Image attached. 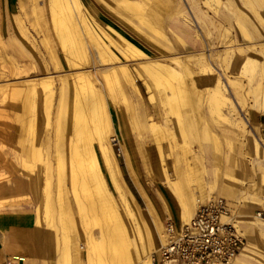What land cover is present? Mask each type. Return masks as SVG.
Here are the masks:
<instances>
[{
  "label": "rangeland",
  "instance_id": "rangeland-1",
  "mask_svg": "<svg viewBox=\"0 0 264 264\" xmlns=\"http://www.w3.org/2000/svg\"><path fill=\"white\" fill-rule=\"evenodd\" d=\"M87 1L89 0H82L83 4H88ZM90 1L92 2L90 5L96 7L106 22L119 27L123 23L121 18L124 17L130 19L144 32H148L153 39L159 38L155 32L141 24L139 18L131 16L129 12L117 8L120 13H116L111 8L100 6L96 0ZM151 1L153 0L140 2L144 12L153 13L152 18L157 12L149 8ZM204 1L192 0L201 4L204 11L212 13V8H217L224 0H220L219 4L215 3V0H207L212 4L211 9L206 7ZM110 3L113 6L117 4L115 0H110ZM180 4L187 16L191 19V14L200 25L195 13L192 12V4L188 0H180ZM49 7L48 0H0V179L2 178L0 183L14 179L24 180L32 186L33 197L29 198L31 194L27 192L26 206L36 212L38 224L54 232L57 264H100L99 261L111 264L108 257V240L105 239L111 230L110 216L92 195L95 191L94 182L87 181L78 167L76 168L75 148L83 149V141L85 142V139L92 141L94 135L93 117L86 108L92 101L95 105L99 103L96 106L98 112L103 109L104 114L108 116L107 121L111 125L109 134L116 140H112L111 147L118 165L124 197L130 208L141 211L146 208L148 201H151L156 222L161 221L163 227L169 220L176 225L181 224L184 222L182 206L168 183V178L177 180L181 177L182 188L184 183L185 192L193 193V203L198 200L205 201L212 196L222 197L228 202L236 220L247 212L255 214L258 211L264 212V126L256 121V117L264 116V112L253 106L255 101H264V76L260 74L258 68L254 69V66L249 68L244 64L240 72L229 68L225 70V74L233 78L238 85L229 87L227 92L229 100L221 105L219 113L209 106L210 103L205 97L194 100L189 91L182 93L184 99L179 93L170 101H164L162 108L161 92H167V87L166 89L159 86L154 89L151 83L153 92L150 98L148 90L140 80H137L138 93L125 80L110 79L113 82L107 83L104 74L99 73V70L107 71L113 64L125 60L110 59V53L98 55V49L92 44L86 30L79 26L75 28L74 20L71 21L67 16L61 15L60 21L64 27L66 26L64 29L69 38L64 52L56 36L52 10ZM259 9L264 14V7ZM156 15L178 18L180 14L176 11L165 13L161 10ZM156 15L153 17H157ZM75 22L78 23L77 19ZM70 27L74 31L78 28L80 34L77 31L72 34ZM161 29L163 32H170L167 28ZM225 46L226 43L217 46V54L222 64L227 59ZM76 50H80V53ZM125 62L135 72L134 67H138L136 61ZM82 70L88 71V77L92 79L97 91L92 96L89 93L83 97L79 94L77 98L78 95L72 90V82L76 80L75 75ZM194 70L198 76H194L193 79L198 81L202 71ZM93 74L97 82L92 78ZM250 74L254 79L248 84L247 77ZM41 78L44 80L47 78L46 84L44 86L39 84L40 87L34 92H27L29 82ZM185 79L187 89L191 84L189 78ZM181 99L186 100L188 104ZM74 102L79 107L83 106L81 112L74 108ZM171 106L173 110L176 108L178 113L171 111ZM174 114L177 115L176 118ZM150 119L162 127L159 130L150 129L148 127ZM177 120H181L185 125L181 128ZM190 122L193 124L191 127ZM85 129L86 134L88 132L92 135L90 138L88 135L83 138ZM78 136H81L80 139ZM161 136L164 137L163 140ZM155 137L161 141L156 143ZM75 142L80 145L82 143V146L76 147ZM92 143L99 156L101 169L103 168L106 188L123 213L125 203L109 179L96 149L95 139ZM255 143H258V150L254 148ZM29 166H33L34 171L30 170ZM71 166L76 168L75 174L71 173ZM220 188L229 192L228 195L215 192V189ZM148 215L150 218V214ZM149 218L145 220L148 221ZM242 219H250L253 222L243 223L249 229L242 252H246L248 256L243 257L244 260L239 264H264V224L254 218ZM125 221L128 224L126 218ZM134 241L132 240L133 243ZM159 241L157 247L162 242ZM94 244L97 249L94 248ZM100 251L103 254L105 252V255ZM65 256H68V261H65ZM153 256L155 259L153 262L157 264V251ZM236 262L233 264H237Z\"/></svg>",
  "mask_w": 264,
  "mask_h": 264
},
{
  "label": "bare ground",
  "instance_id": "bare-ground-1",
  "mask_svg": "<svg viewBox=\"0 0 264 264\" xmlns=\"http://www.w3.org/2000/svg\"><path fill=\"white\" fill-rule=\"evenodd\" d=\"M48 1L50 3L49 8H51V10H52L55 33H56V36H57V38L61 44V48L64 50V52H65V48L67 47L66 46L67 42H68L67 39H69V38H68L67 33L65 32L66 30L64 29L66 26L64 27L63 22L60 21V19L62 18L61 15L67 16L68 19H70L71 21L74 20L73 25L75 28L77 26H79L81 29L86 30L85 32H87L89 34V37H90L91 41L93 42L92 44L98 49V55L103 56V53H110V56H109L110 59L116 58V59H121V60H125V61H130V60L136 61L138 67L137 66L134 67L135 72H133L132 69H130L131 66L129 68V66L127 65V63L125 61H119L117 64H113L111 67H109V69L107 71H100L99 70V73L104 74V76L103 75L102 76L107 81V83L111 82L110 79H113V81L125 80V81H127V84L129 83L130 86H132V88L135 91H137V93H138L139 88H138L137 80H140L144 84L146 89L148 90V92L150 94V98H152V92H153L151 90L152 89L151 83L153 84L154 89L158 88L159 86L160 87L163 86L164 88L167 87L168 88L167 92L166 91L161 92L162 97H161L160 102H161L162 108H164L163 107L164 101H170L176 94L179 95V93H181V96H182L183 92L189 91L191 93L190 95H192L194 100L195 99L200 100L203 97H205L206 100L210 103L209 106H211L213 109H215L218 112V111H220L221 105L224 103H227V101L229 100V98L227 97V92H229V87H231V86L237 87L236 85H238L235 80L230 79V78H226L223 74L220 73V71L216 67V66L219 67V65L222 64L221 59L219 58V56L217 54V46H214L210 41H206L199 34V26L195 23V21H193L192 18L190 19L187 16V14L181 8L179 0H153V1H151L150 7H149V8H151V10H153L154 12H157V13H158V11L161 12V10H163L166 13V11H171L172 7L173 8L176 7V10L181 12L180 15H181V19L184 22L183 24L185 26H187L188 29H194L196 41H193L191 43V47H192L191 50L185 51L183 49L184 51L177 52V53L171 52V46H170L169 42L166 41L167 37L165 36V31L163 32V30L161 29V28H163V25L167 24V23H165V15H163V16L160 15L161 16L160 17V16H157L156 15L157 13H156L153 16L156 15L157 17L152 16V18H151V15L153 13L144 12L145 10H144L143 5L141 3L143 0H118V1L115 0L117 3L116 5H114L115 7L110 3V0H96V1L100 6H102L104 8H108V9L111 8V10H113L116 13H120L119 9H122V10L129 12L131 16H136L137 18H139L141 24H144L147 28H149L150 30L155 32L159 38L153 39L151 36H149L148 32H144L135 23H132V21L130 19H126L124 17L121 18L123 20V23L120 24L119 27L115 26V24L113 25L110 22H106L99 15V12L97 11V9L94 5L83 4L82 0H48ZM205 2L209 3V1H207V0ZM147 3H148V1H147ZM117 8H119L118 9L119 11L117 10ZM159 9H161V10H159ZM75 19H77L78 23L75 22ZM238 27H239V25H238ZM195 28H196V30H195ZM149 29H148V31H150ZM240 29L244 30L245 28H243V26L240 25ZM77 30H78V28H77ZM68 31H70V29H68ZM76 31H74V29L71 28L72 34H73V32H76ZM78 34H80V33L78 32ZM244 37H247L249 39L248 35H246V36L244 35ZM180 41L183 43L182 40H180ZM231 42H232V39L229 37L228 41L226 42V46H225L226 58L229 57V53L231 51V48L233 47ZM75 43H76V41H75ZM138 44L144 46V48L143 49L140 48V46ZM250 44H252L257 49L259 48L261 50L262 56L260 59L258 71L260 72V74L262 76H264V41L251 42ZM82 46L84 47V45H82ZM197 46H199V48H197L198 50L196 49ZM75 49H76V47H75ZM78 51L80 53V50H78ZM68 55L69 54L67 53V56ZM246 60H248V62H247V64L245 63V65L249 68L252 67L253 65L250 63L251 62V61H249L250 59H246ZM241 62H242V60L240 61V64H241ZM195 65H203L204 66V67H201L200 70L202 72H205V74L210 75V77H211V83L210 84L201 86L200 83H198V81L195 80V78L193 79L194 76H198L196 74V72L195 73L193 72V70H194L193 68H195ZM132 68H133V66H132ZM85 71L82 70L79 73H77L75 75L76 80H73V82H72V84H73L72 90H73V93L75 95H78L77 98L79 97V94L82 95V97L86 93L87 94L89 93L92 96L97 91L96 86H94L92 83V79H90V77H88V74H87L88 71L87 72H85ZM91 76H92V78H95L94 74ZM185 77L190 79L191 86L188 87L189 90H188V88L186 89V87H185V85L187 86V84H184V83H186V82H184V80H186ZM46 80H47V78H46ZM46 80H44V78L37 79V80L32 79V81L30 80L31 83L29 82V84L27 86V88H28L27 92L28 91L34 92V90H36V88L40 87V85L44 86V84H46ZM95 82H97L96 78H95ZM161 90H163V89H161ZM48 91H50V90H48ZM44 92H45V90H44ZM35 93H36V91H35ZM52 93L53 92H51V94ZM21 94H22V92H21ZM66 95H67V93H66ZM186 95H185V97H186ZM182 97L184 99V96H182ZM159 99H160V97H159ZM187 99H188L187 101H189V97ZM150 101L152 102L153 100L151 99ZM181 101H184V100L181 99ZM92 102H91L90 106H88V105L86 106V108L89 109V111L93 117V124H94L93 134L94 135L92 137V141H93V139H95L96 149L100 155L102 164H103L106 172L108 173L109 179L111 180V183L114 186V189L116 190V192L119 194V196L121 197V199L125 203L124 204L125 207H123V213L118 209L114 199L111 196V193H109V191L106 188V180H105V177L102 173L103 168L101 169V164L99 162L100 159H99V156H97L96 150L94 148V145H93L91 139L90 140L85 139V142L83 141V143H84L83 149L81 147H78L81 149H77L74 146L73 147L75 148V152H76V159H77V161L75 160L77 163L76 168L78 167V169L81 171V173H83V175L87 178V181L91 180L92 182H94L95 191L93 192L92 195L95 198H97V201L99 202V206L104 211H106L107 214H109V216H110L111 230L106 234L107 236L105 238L108 240L107 241V245H108L107 249L109 251V256H108L110 258L109 261H111V264H153V259H154L153 253H155L156 251L158 252V249H159V246L157 247L156 245H157L159 240L162 241L163 224L161 221L156 222L154 220L153 208L151 207V204L149 201H148L146 208L141 210V211H139L135 208L132 209L127 205L126 199H125L124 193H123V188L120 184V175H119L118 165H117V162H116L115 157L113 155V150L111 147L113 144L112 140L113 141H116V140L114 139V137H112V135L109 134L110 133L109 127L111 125L107 121L108 116H106L104 114L105 110H103V109L100 110L99 112L97 111L96 106H98L99 103L98 104L96 103V105H95ZM172 104H174V101L172 102ZM181 104H182V102H181ZM187 104H188V102H187ZM177 106L180 107V105H177ZM82 107L77 106L76 103L74 102V108L77 110V112L78 111L81 112ZM126 107L128 108V106H126ZM172 107L173 106H171V109H172L171 111H177L175 108L176 106L174 107L175 110H173ZM97 108H99V107H97ZM178 110H180V108ZM177 113H178V111H177ZM159 114H160V112H159ZM176 116L177 115H175V118H176ZM75 119H77V118H75ZM168 120L170 121V119H168ZM181 120H177V121H178L179 126L182 128L185 124L182 123ZM88 123L89 122H87V124ZM189 124H188L189 127H191L193 125L191 122ZM87 126H89V125H87ZM148 127L152 130H156V129L159 130V128L162 127V125L160 126L156 121H154L153 119H150V121L148 123ZM171 127H172V124H171ZM86 129L84 130V133H85V131H87ZM169 129H170V127H169ZM92 130H93V128H92ZM163 130H165V129L163 128ZM88 131H90L89 128H88ZM169 131H171V130H169ZM165 132H166V130H165ZM152 133H154V132H152ZM82 134H83V132H81V135ZM173 134H174V132H173ZM86 135H88L89 138H90V136H92V135H89V133L87 132V134L85 133L82 135L83 138ZM154 135H155V133H154ZM179 135H180V133H179ZM206 135H207V133H206ZM80 137L78 139H80ZM158 137H160L159 134H158ZM162 137L163 136H161V138ZM164 137H166V134ZM164 137L162 138V140L164 139ZM174 137L176 138V136H174ZM207 137H208V135H207ZM211 137H212V135H211ZM155 138L157 140L156 143H159V141H161L159 138H157V137H155ZM175 138H174V140H175ZM82 139L80 140L81 142H82ZM74 141H76V140H74ZM77 141H79V140H77ZM176 144H177V142H176ZM75 145L77 147V145L79 146L80 144H78V143L76 144V142H75ZM179 145L181 147V144H179ZM80 146H82V143ZM68 147L70 148V146H67V148ZM181 148L183 149V147H181ZM175 149H177V148H175ZM182 151H184V150H182ZM185 153H186V151H185ZM56 154H57V152H56ZM58 154H59V152H58ZM70 162L72 163V159ZM30 168H31L30 170H33V166ZM71 168H72L71 173H74L76 168L74 169V167H72V166H71ZM71 168H70V170H71ZM177 171H178V169H177ZM178 173H179V171H178ZM165 176H167V173ZM85 180H84V182H85ZM168 180H169L168 183L170 185V189L178 197V199L180 201V204L182 206L181 209L183 211L182 212V218L184 219V222H186L192 216L194 209L189 208V206L187 205V200L185 199V196L183 194L182 178L179 177V179H177V180L168 178ZM84 184H83V186H85ZM92 200H93V198H92ZM196 202L197 201H195V204H196ZM97 205H98V203H97ZM148 214H150V218L148 217L149 216ZM255 217L260 221H264V216L257 217V215L255 214ZM125 218L128 220V224H127V221H125ZM146 218H149V220L148 221L145 220ZM152 220H154V221H152ZM101 239H104V238L101 237ZM92 240H93V238H92ZM132 240H135L134 241L135 245L132 242ZM161 243H159V245H161ZM92 244H93V242H92ZM95 245L96 244H94V248L97 249V246L95 247ZM135 247H136V251H134ZM91 248L93 250V245ZM100 248L98 247V249H100ZM96 252H98V251H96ZM100 252L103 254L102 251H100ZM103 255H105V252ZM108 257H106V258L108 259ZM98 258L99 257H97V259ZM68 260H69L68 256L67 257L65 256V261H68ZM239 260H240V258H239ZM99 262H100V264H105L101 261H99Z\"/></svg>",
  "mask_w": 264,
  "mask_h": 264
},
{
  "label": "crops",
  "instance_id": "crops-1",
  "mask_svg": "<svg viewBox=\"0 0 264 264\" xmlns=\"http://www.w3.org/2000/svg\"><path fill=\"white\" fill-rule=\"evenodd\" d=\"M188 1L192 4V12L195 13L194 15L197 17L196 20L199 21L200 25H198L191 14L190 16L199 26V34L206 41H210L214 46H219L225 44L229 37L232 39L231 44L233 47L231 48L229 57L223 64H220L219 67L216 66L221 74L224 76L226 75V78L233 79L225 74V70L229 68L233 71L240 72V70H243L244 64L248 62L246 59H250L249 61H251L250 63L254 66V69L259 67L262 56L261 50L250 43L264 41V14L259 11V8L264 7V0H243L241 2L238 0H224L223 3H220V0H215V3L217 1L220 3L217 2V4H219L217 8H212V4L205 2V0L204 3L206 7L209 9L212 8V13H209L207 10L204 11L202 5L199 3L192 2V0ZM87 3L92 4L90 0L87 1ZM180 6L183 9L181 4ZM173 11L181 14L180 11L176 10V7H172L171 11L167 12ZM165 23L167 24H165L166 26L163 25V28L167 27L170 31H165V36L167 37L166 41H168L171 46V52L177 53L184 50H191V43L196 41L195 32L194 29H188V27L183 24L184 22L181 19V15H179L178 18H169L168 15H165ZM240 25L245 29H240ZM228 30L230 33H228ZM243 34L245 36L248 35L249 39L244 37ZM180 40H182L183 43ZM138 45L140 48H144V46ZM197 48H199V46H197L196 49ZM241 60L243 63L241 62L240 64ZM201 67L204 66L195 65V70L199 71ZM253 79L252 74H250L247 77L248 84H250ZM198 83H200L201 86L210 84V75L205 74V72H200ZM253 106L257 110L264 112V101H255ZM260 116L256 117V121L259 125L264 126V116ZM257 144H254L255 150L259 149ZM211 159H213V156ZM0 180H2V178ZM27 192L31 194L29 198H32L34 193L33 188L24 180L15 181L12 179L0 183V264H57L55 251L56 238L54 232L46 226L37 223L36 212L26 206L27 202L25 196H28ZM215 192L223 195H228L229 193L226 190L223 191L221 188L220 190L215 189ZM183 194L189 208L194 209V205L196 204L193 203V193L187 194L185 192L184 183ZM150 204L153 208L151 201ZM240 216L242 218L257 219L255 213L251 212L241 214ZM241 217L237 219V225L244 240H246L249 228L245 227L243 223H251L253 221L250 219H242ZM258 222L264 224V221L258 220ZM242 250L236 255L233 262L238 260L236 263L239 264L244 260L243 257L248 256V254L242 252ZM237 257L240 258V260Z\"/></svg>",
  "mask_w": 264,
  "mask_h": 264
},
{
  "label": "built area",
  "instance_id": "built-area-1",
  "mask_svg": "<svg viewBox=\"0 0 264 264\" xmlns=\"http://www.w3.org/2000/svg\"><path fill=\"white\" fill-rule=\"evenodd\" d=\"M257 217L264 212H257ZM244 238L226 200L213 196L197 201L188 221L164 224L157 264H232ZM155 261V259H153Z\"/></svg>",
  "mask_w": 264,
  "mask_h": 264
}]
</instances>
